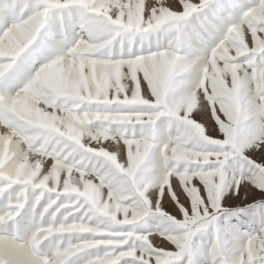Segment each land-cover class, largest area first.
<instances>
[{
    "label": "snow or ice",
    "instance_id": "snow-or-ice-1",
    "mask_svg": "<svg viewBox=\"0 0 264 264\" xmlns=\"http://www.w3.org/2000/svg\"><path fill=\"white\" fill-rule=\"evenodd\" d=\"M0 264H264V0H0Z\"/></svg>",
    "mask_w": 264,
    "mask_h": 264
},
{
    "label": "rangeland",
    "instance_id": "rangeland-1",
    "mask_svg": "<svg viewBox=\"0 0 264 264\" xmlns=\"http://www.w3.org/2000/svg\"><path fill=\"white\" fill-rule=\"evenodd\" d=\"M165 2H169V0H165ZM193 2H198V0H193ZM105 143H107V142H105ZM249 154L252 155L253 157H256L258 155V152H251ZM247 191L249 192V195L247 198L244 197V190L242 189L241 194H240V198L238 200L234 201L233 203L235 205L243 206L247 203H251L254 196L258 198V195H259L258 192L255 189H252L251 186H249ZM165 206H166L167 210L174 211V209H172L167 204ZM159 239H160V241H162V238H159ZM162 246H164L166 248L170 247V245H168L166 242H163Z\"/></svg>",
    "mask_w": 264,
    "mask_h": 264
}]
</instances>
